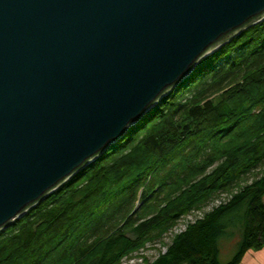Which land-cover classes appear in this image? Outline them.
<instances>
[{
  "label": "trees",
  "instance_id": "obj_1",
  "mask_svg": "<svg viewBox=\"0 0 264 264\" xmlns=\"http://www.w3.org/2000/svg\"><path fill=\"white\" fill-rule=\"evenodd\" d=\"M240 264L264 247V19L205 56L112 148L0 232V264ZM241 235L220 262V241Z\"/></svg>",
  "mask_w": 264,
  "mask_h": 264
},
{
  "label": "water",
  "instance_id": "obj_2",
  "mask_svg": "<svg viewBox=\"0 0 264 264\" xmlns=\"http://www.w3.org/2000/svg\"><path fill=\"white\" fill-rule=\"evenodd\" d=\"M262 19L264 0H0V232Z\"/></svg>",
  "mask_w": 264,
  "mask_h": 264
},
{
  "label": "rangeland",
  "instance_id": "obj_3",
  "mask_svg": "<svg viewBox=\"0 0 264 264\" xmlns=\"http://www.w3.org/2000/svg\"><path fill=\"white\" fill-rule=\"evenodd\" d=\"M226 198V195H222L220 198H217L216 201L210 203L203 210H196L191 214L182 217L178 224L174 226L167 234L164 235L162 240H157L154 242H149L143 247L140 251L134 252L132 255L125 257L121 264H145V259L153 260L155 259L161 251L166 250V243L171 241V236L174 233H178L186 227V224L189 221L195 220L197 217L201 216L204 210L210 209L214 204L218 203L220 200ZM241 238V235L237 232L235 236H228L221 239L220 241V262H228L233 255L235 254L238 241Z\"/></svg>",
  "mask_w": 264,
  "mask_h": 264
},
{
  "label": "crops",
  "instance_id": "obj_4",
  "mask_svg": "<svg viewBox=\"0 0 264 264\" xmlns=\"http://www.w3.org/2000/svg\"><path fill=\"white\" fill-rule=\"evenodd\" d=\"M240 264H264V247L248 250Z\"/></svg>",
  "mask_w": 264,
  "mask_h": 264
}]
</instances>
